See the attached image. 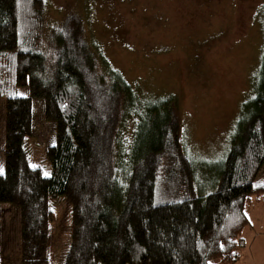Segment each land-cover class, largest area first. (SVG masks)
<instances>
[{
	"label": "trees",
	"instance_id": "trees-1",
	"mask_svg": "<svg viewBox=\"0 0 264 264\" xmlns=\"http://www.w3.org/2000/svg\"><path fill=\"white\" fill-rule=\"evenodd\" d=\"M42 12L43 0H0V204L18 210L19 264H49L48 200L58 197L69 205L61 264H236L245 210L264 198V21L252 95L240 108L246 115L213 190L197 195L178 142L176 99L146 107L123 156L119 127L136 115L131 87L98 64L74 15L44 47ZM34 102L54 125L48 177L29 165L25 147Z\"/></svg>",
	"mask_w": 264,
	"mask_h": 264
},
{
	"label": "rangeland",
	"instance_id": "rangeland-1",
	"mask_svg": "<svg viewBox=\"0 0 264 264\" xmlns=\"http://www.w3.org/2000/svg\"><path fill=\"white\" fill-rule=\"evenodd\" d=\"M69 15L80 20L83 40L98 64L118 73L133 92L136 115H127L119 127L122 155L131 154L137 118H143L149 104L171 95L195 194L211 192L235 124L246 115L241 104L252 95L264 0H43L44 47ZM26 94L25 88L17 91L18 96ZM2 103L0 98V172ZM53 143L54 125L43 120L42 105L34 102L25 147L29 165L44 177L50 174L45 150ZM48 206L54 219L48 227L47 259L61 264L69 243V205L58 197L49 199ZM245 213L249 225L236 264H264V198L253 197ZM18 241V210L0 204V264H19Z\"/></svg>",
	"mask_w": 264,
	"mask_h": 264
}]
</instances>
